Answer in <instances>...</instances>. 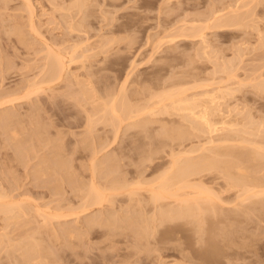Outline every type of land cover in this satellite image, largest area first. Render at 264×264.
Here are the masks:
<instances>
[{
  "label": "rangeland",
  "instance_id": "374dc122",
  "mask_svg": "<svg viewBox=\"0 0 264 264\" xmlns=\"http://www.w3.org/2000/svg\"><path fill=\"white\" fill-rule=\"evenodd\" d=\"M78 4L80 7L77 0H0V101L11 98L9 92L19 93V97L38 85L45 89L31 93L29 98L19 97L21 100L17 98L14 104L0 103V194L5 195L0 203L17 206L12 213L14 217L0 213V264H264L262 196H258L260 201L253 198L246 202L247 206L243 204L236 210L233 205H225L221 212L209 214L211 224L207 218L200 221L210 224L209 227L202 223L194 225L192 218L162 223L154 216L156 206L145 199L149 195L148 181L154 182L155 175L165 171L162 168L159 174H153V166L170 161L167 152L169 142L173 143L170 136L174 134L173 139L177 140L175 130L184 127L186 132L185 128H189L187 133L196 141H188L189 146L203 145L215 137L202 133L210 135L205 138L193 132L188 122L171 108L166 115L164 105L172 101L163 105L158 98L166 90L180 91L184 87L189 91L183 90L188 94L185 96L194 97L223 89L219 94L216 92L217 99L212 97L215 93L211 98L217 100L215 103L219 101L227 122L234 119L233 123H227L229 127L238 129L230 127L226 130L231 131L220 132L215 139L224 140L228 134L227 140L233 143L236 139L235 143H239L225 142L232 145L229 148L222 143L227 150L231 148L233 152L235 144L240 147L236 152L240 149L243 156L251 152L250 157L257 156L261 161L253 164L249 156L241 157L243 162L246 160L244 164L247 162L255 169L253 165L260 167L264 163V150L260 148L264 149V86H258L264 85V0H80ZM215 13L219 19L221 16L222 23L233 18V25L228 22L230 25L219 27V23L217 26L209 23L206 19ZM56 56L65 60L67 70L51 82L49 63ZM113 101L116 109L123 103L133 107V114L130 115V109L129 113L123 112L120 107L115 110L122 119L112 116L110 109L108 115L107 107L111 108ZM151 105L159 109L154 110L157 113L148 112ZM135 106L140 111L144 107L148 110H142L143 114ZM90 120L92 125L88 124ZM251 121L255 123L252 128L248 126ZM180 122L183 126H179ZM87 127L93 128L91 133ZM245 131H251L252 135ZM254 140L257 142L252 146L250 142ZM149 152L156 160L153 166L145 162ZM144 156L147 158L141 163ZM228 158L235 163L241 159L226 156L223 160ZM247 159L251 161L248 163ZM217 171L213 173H217L216 177L223 174ZM221 176L224 180V174ZM261 178L263 181L264 177ZM222 179L213 184L224 186ZM110 183L127 187L111 191ZM92 187L102 191L106 200L88 208L85 196L88 197ZM228 193L234 194L231 191L222 196ZM258 202L262 207L259 210L252 207ZM242 206L249 207L252 214ZM238 213L241 219L239 216L237 219ZM59 214L63 217H57ZM220 218L226 223L231 219V224L228 226L224 220L220 223ZM213 221L218 224L214 231ZM197 228L204 233L198 235ZM228 230L232 236L227 240L224 237L229 236ZM241 242L246 244L240 246ZM32 247L34 251L29 249ZM202 252L207 255L205 258Z\"/></svg>",
  "mask_w": 264,
  "mask_h": 264
},
{
  "label": "bare ground",
  "instance_id": "6f19581e",
  "mask_svg": "<svg viewBox=\"0 0 264 264\" xmlns=\"http://www.w3.org/2000/svg\"><path fill=\"white\" fill-rule=\"evenodd\" d=\"M78 3H80V0H77V6L78 5H80V4H78ZM76 6V5H75ZM76 6V7H77ZM78 7H80V6H78ZM31 9V8H30ZM214 15V16H213ZM217 14L215 13V14H212V15H210L211 17L209 18L208 16V19H206V20H209V23L211 22V23H214L215 24V26H217L218 25V23L220 24V26L219 27H224V26H228V25H230V24H232L231 22H233V21H231V20H233V18L231 19V20H227L230 24H228V22H226V20H224L225 21V23H222V21L220 22V19H221V16H220V19H219V16L217 17L216 16ZM213 16V17H212ZM238 17H240V16H238ZM238 17H237V20H238ZM236 18V17H235ZM222 20V19H221ZM236 20V21H237ZM223 21V22H224ZM217 24V25H216ZM233 25V24H232ZM50 67H49V69H48V73L50 72V74H49V78H50V81L53 79H55V78H61L65 73H66V70H67V63L65 62V60L64 59H62L61 57H58V56H56V57H52V60L50 61ZM223 68H225V67H223ZM228 69V68H227ZM227 69L226 70H224V72L225 71H227ZM222 70V71H223ZM46 75H47V73H46ZM48 76V75H47ZM3 78H4V76H2ZM2 78V79H3ZM1 79V80H2ZM46 81H48V80H46ZM50 81L49 82H46V83H50ZM1 82V81H0ZM2 82H4V81H2ZM51 82H53V81H51ZM45 83V82H44ZM0 84H2V83H0ZM262 84H260L259 83V85L258 86H260L259 88H261V87H263L264 85H262ZM41 85H38L37 87H34V89H29V91L27 90L23 95L24 96H20L21 95V93H20V95H19V97H22L23 99H24V97H28L29 98V96L31 95V93H32V95L33 94H35V93H38V91H41V90H45L44 88H42V87H40ZM30 88H33V86L32 87H30ZM192 88H194V87H192ZM264 88V87H263ZM262 88V89H263ZM178 89H180V88H178ZM188 88H186V90H185V88L183 87L182 89H180V91H177L176 89V92H175V90L174 89H172V90H166L164 93H162L161 95L162 96H160V97H158L160 100V103L161 104H165L164 102H166V101H172V103L171 102H168V103H166L165 105H164V112H165V114L166 113H168L169 114V112H170V108H171V111H173V110H175L176 112H178V114L180 115V117H181V119H183L184 121H186V122H188L187 124H189L191 127H190V129L192 128V130H193V132H195V133H201V135H202V133L203 134H206V133H208V134H210V135H215V137L213 136V137H210V135L208 136V137H210V139H208L207 140V142L205 141L204 143L205 144H203V145H195V143H194V145L192 144V145H190L189 146V144L187 143L188 141H190L189 143H191V140H193L191 137V135H190V133L188 134L187 133V129H189L188 127H187V129L185 128V130H186V132H184V127L182 128L183 130H175L176 128H174V130H175V132H176V137H175V139H177L176 141H174V134H172L171 136H170V140H172L173 141V143H171V142H169L170 143V146H168V148L170 147V149L168 150V154H169V156L168 157H170V161L168 162H166L165 161V163H158V164H155L154 166L152 165L153 163L152 162H154V161H156L155 160V158H153L152 156V154H151V156H149L150 155V152L148 153V155L147 156H149L148 158H147V156H144V157H142L140 160H142V159H146V161L145 162H149L152 166H153V168H152V171H153V174L155 173V172H158L157 174H159V172L160 171H164L163 172V174H161L160 173V176L159 175H155L156 177H154L155 178V180H154V182H152L151 183V181L149 180L148 182L150 183V189L148 190V196L147 197H145V199H146V201L147 202H149V203H152L153 205H155L156 207V210H155V212H156V214L154 215L155 217H159V221L160 222H164L165 220V222H168L167 220H169V221H172L173 222V220H180V219H184V221L186 220V219H188L189 221H190V218H192V223H194V220H195V222L196 223H194V225L195 224H197V223H202V222H204V221H202V222H200L202 219L203 220H205L204 218H210L211 216H209L208 217V215L210 214H217V212H221L222 211V209H224V206L225 205H233L234 206V210H236V209H238L241 205H243V204H245L246 205V202L247 201H249V200H253V198H258V196H262L263 198H264V180L263 181H261L260 179H262L261 178V176L262 177H264L263 175H264V173H262V174H260V171H263L264 169H260V167H261V165H262V167H264V163H260L261 165H260V167H258L259 165L258 164H256V166L255 165H253L254 167H255V169L254 168H252V167H249L250 165L248 164L247 165V162L244 164V162L246 161H244L243 162V159H246V158H248V156H249V159H251L252 157H250V155H251V152H249V153H247V151L249 150V149H247V151H245V153H247V155L246 156H243L244 155V152L242 151L241 152V150L239 149V151H240V154H242L241 156L239 155V151H238V149H237V152H238V155L237 154H235V153H237L236 152V148H240V147H237L236 145L239 143H235V141H236V139H235V141L233 142V143H235L234 144V146L236 147H233V149L235 148V150L233 151V149H232V151L233 152H231V148H230V150L228 149L227 150V148L226 147H228L229 148V145L230 146H232L233 145V143H231V141H229V138H228V140H227V136H228V134H227V136H226V139H219V140H216L215 138H217V137H220L218 134L220 133V132H223V134H224V131L226 130V129H228V128H230L231 127V129H232V127L233 126H230L229 127V125L227 124V123H233L234 122V119H233V122H231L232 121V119H231V117H229V119H231L230 120V122H227V120L225 119V117H223L224 116V114H223V116H222V110L220 109V103H219V101L218 102H216L215 103V101H217V100H215V101H213V99L215 98V96H216V92H217V94H219L222 90H221V88H220V90L217 88V90H216V92H214L213 91V94L215 93V95H213V94H209V92L207 91L206 93L205 92H200V93H202V94H198L197 92V94L199 95V96H195V94H194V97H188V96H185V95H188V94H186V92L184 93V91H188L187 90ZM184 90V91H183ZM192 90V89H191ZM261 90V89H260ZM223 92V91H222ZM128 93V92H127ZM126 93V94H127ZM188 93H189V91H188ZM210 93H212V92H210ZM8 94V93H7ZM11 94V95H10ZM12 94L13 95H17V96H12ZM19 94V93H18ZM18 94H14V93H11V92H9V94L8 95H10L11 96V98L8 96V95H6L7 96V98L9 97V99H7L6 101H5V99H2V100H4V101H0V103L1 104H3V105H7V104H9L10 102L12 103V102H15V100L16 101H18V99L19 100H21L19 97H18ZM25 94H26V96H25ZM129 94V93H128ZM128 94L126 95V98L127 99H129L128 97ZM123 95V94H122ZM184 95V96H183ZM207 95V96H206ZM213 95V96H212ZM6 96L4 95V97L6 98ZM128 96V97H127ZM201 96H204L205 98H210L209 100L208 99H204V97H201ZM211 96L212 97H214L213 99L211 98ZM4 97H2V98H4ZM217 97L218 96H216V99H217ZM18 98V99H17ZM220 98V97H219ZM120 99V98H119ZM118 99V100H119ZM212 99V100H211ZM9 100V101H8ZM122 100V99H121ZM119 101L118 103H120V102H122V101ZM116 101V100H115ZM125 101V100H124ZM123 101V102H124ZM129 100H127V104H130V102H128ZM3 102V103H2ZM5 102H7L6 104H5ZM114 102V101H113ZM117 102V101H116ZM1 104H0V106H1ZM12 104H14V103H12ZM114 104H115V102H114ZM114 104H112V106H111V108H110V106H108L106 109H107V111H106V113H108V115H110L111 113H112V116H114V115H116L115 117L117 118V119H119V118H121L120 117V114L119 115H117L118 114V112L116 111L117 109H119L120 107H122L121 108V110L123 111V110H127V112L129 111V109L131 110V108H133V107H131V108H129V107H127L128 105L126 104V103H123V105H119L118 106V108L116 109V104H115V106H113ZM122 104V103H121ZM155 104V103H154ZM156 104H157V102H156ZM158 104H159V102H158ZM168 104H169V106L170 107H168ZM2 105V106H3ZM127 105V106H126ZM132 105V104H131ZM152 106V105H151ZM151 106H149L150 108H151ZM158 107H160L161 108V105L159 106V105H157ZM113 107H115V108H113ZM136 107V106H135ZM154 107H156V106H154ZM163 107V106H162ZM128 108V109H127ZM149 108V109H150ZM222 108V107H221ZM111 110V113H110V110ZM116 109V110H115ZM147 108L146 107H144L142 110L144 111V110H146ZM158 109V108H157ZM157 109H155V108H153V106H152V108H151V111H149L148 109V112H152V110H153V114H155V113H157L156 111H155V113H154V110H157ZM173 109V110H172ZM120 110V109H119ZM118 110V111H119ZM134 109H132L131 110V114L130 115H132L133 114V111ZM136 111L137 110H139V109H137V107H136V109H135ZM141 110V111H142ZM147 110L145 111V112H147ZM159 110V109H158ZM157 110V111H158ZM3 111H7V109H5V110H3ZM140 111V110H139ZM140 111V112H141ZM142 111V113L144 114L145 112H143ZM161 111L163 112V109H161ZM123 112H125V111H123ZM160 112V111H159ZM117 113V114H116ZM129 113V112H128ZM136 113V112H135ZM141 113V114H142ZM246 113V112H245ZM9 114H11V113H9ZM8 114V115H9ZM124 115H125V113H123ZM160 114H162V113H160ZM178 114H176V116H179ZM244 113H242V115H243ZM7 115V116H8ZM137 115H140V113H138ZM167 115V114H166ZM175 115V114H174ZM239 115L241 116V114L239 113ZM4 116V115H3ZM6 116V115H5ZM4 116V117H5ZM121 116H122V114H121ZM169 116V115H168ZM171 116H172V113H171ZM238 116V115H237ZM250 115H246V117L248 118ZM1 117V116H0ZM4 117H2L3 119H4ZM8 117H10V116H8ZM7 117V118H8ZM106 117V120L109 118L107 115L105 116ZM108 117V118H107ZM119 117V118H118ZM123 117V116H122ZM130 117H132V116H129L128 118H130ZM228 117V116H227ZM6 118V120L8 121V119ZM12 118V117H11ZM111 118V117H110ZM126 118V117H125ZM234 118V117H233ZM251 118V117H250ZM115 119V118H114ZM122 119V118H121ZM229 119H228V121H229ZM246 119V118H245ZM253 119V118H252ZM251 119V120H252ZM120 120V119H119ZM124 120V119H123ZM122 120V121H123ZM182 120V121H183ZM238 120L241 122V119H239L238 118ZM243 120H244V118H243ZM242 120V124L244 123V121ZM248 120V119H247ZM1 121V120H0ZM9 121H10V119H9ZM13 121V120H12ZM11 121V122H12ZM149 121V120H148ZM249 121V120H248ZM252 121H254V120H252ZM252 121H251V123H249L250 125H248L249 127H251L252 128V126H253V124H255L254 122H253V124H252ZM6 121L4 120V123H5ZM109 122H111V120H109ZM9 123V122H8ZM7 123V124H8ZM92 122H91V120H90V123H88L89 125L91 124ZM113 123V122H112ZM114 123H116V121L114 122ZM119 123V122H118ZM117 123V124H118ZM121 123V122H120ZM140 123H142V122H139V124ZM183 123V122H182ZM236 123V122H235ZM237 123H238V121H237ZM236 123V125H240V124H237ZM245 123H246V121H245ZM257 123V122H256ZM10 124V123H9ZM134 124V123H133ZM136 124V123H135ZM135 124L132 126V127H134L135 126ZM148 124V123H147ZM146 123H145V125H147ZM248 124V123H247ZM251 124H252V126H251ZM258 124V123H257ZM261 124V123H260ZM92 125V124H91ZM115 125V124H114ZM141 125V124H140ZM140 125H138L137 124V126H140ZM183 126V124H181V122H180V125L179 126ZM220 125V127H218ZM227 125H228V127H227ZM233 125V124H232ZM235 125V124H234ZM245 125V124H244ZM244 125H243V129H244ZM259 125V124H258ZM262 125V124H261ZM7 126H9V125H7ZM88 126V125H87ZM143 126V125H142ZM175 126V125H174ZM178 126V125H177ZM185 126V125H184ZM188 126V125H187ZM222 126V127H221ZM227 128H226V127ZM144 127V126H143ZM147 127V126H146ZM173 127V126H172ZM236 127V126H235ZM262 127V126H261ZM91 128V127H90ZM89 128V129H90ZM179 128H181V127H179ZM234 128V127H233ZM247 128V127H246ZM246 128H245V130H246ZM254 129H256L257 128V131H259L260 130V128H259V130H258V127H253ZM87 129H88V127H87ZM88 129V131H90V133L92 132L91 130L93 129H90L89 130ZM143 129V128H142ZM164 129V128H163ZM165 129H169V127H165ZM234 129H236V128H234ZM233 129V130H234ZM238 129V128H237ZM236 129V130H237ZM240 129V128H239ZM242 129V128H241ZM240 129V130H241ZM191 130V131H192ZM236 130H234V131H236ZM240 130H239V133H240V135L241 136H243V134L244 133H242L243 131H241L240 132ZM247 130H250V128H248ZM252 130V129H251ZM120 131V130H119ZM117 132V135H115V140H116V137L117 136H119L118 135V133H120V132ZM167 131V130H166ZM172 131H173V129H172ZM226 131H231V130H226ZM257 131H256V133H257ZM170 132H171V130L169 131L168 130V136L170 135ZM174 132V133H175ZM192 132V133H193ZM248 132V131H247ZM246 131H245V134L247 133ZM251 132V131H250ZM250 132H248V133H250ZM163 134L164 133H166V132H162ZM191 133V134H192ZM225 133H227V132H225ZM231 133V132H230ZM233 133H235V132H233ZM242 133V134H241ZM253 134H255V130H254V132H252ZM251 134V133H250ZM166 135V134H165ZM193 136H194V134H192ZM195 135H197V134H195ZM218 135V136H217ZM232 135V134H231ZM235 135V137H236V134H234ZM249 135V134H248ZM252 135V134H251ZM198 137H199V135H197ZM202 136H204V135H202ZM206 136V135H205ZM204 136V137H205ZM222 136V135H221ZM241 136L239 137V138H241ZM250 136V135H249ZM248 136V137H249ZM166 137H167V135H166ZM196 137V136H195ZM207 137V136H206ZM205 137V138H206ZM207 137V138H208ZM225 136H223V138H224ZM231 137V136H230ZM237 137H238V133H237ZM252 137V136H251ZM257 137V136H256ZM258 137H259V135H258ZM118 138V137H117ZM194 138V137H193ZM197 138V137H196ZM199 138H201V136L199 137ZM222 138V137H221ZM243 138V137H242ZM260 138V137H259ZM167 139V138H166ZM202 139V138H201ZM231 139V138H230ZM233 139H234V136H233ZM238 139V138H237ZM247 138H245V142L247 141L246 140ZM251 138H249V140H250ZM255 139V138H254ZM169 140V139H168ZM232 140V139H231ZM253 140V139H252ZM255 140H257V139H255ZM255 140L254 141H251L250 142V144L253 146V145H256V142L258 141H256L255 142ZM263 140V139H262ZM261 140V141H262ZM193 141H195V140H193ZM198 141V140H197ZM204 141V140H203ZM228 141L232 144H226L225 142H227L228 143ZM233 141V140H232ZM261 141H259L260 143H262ZM196 142V141H195ZM258 142V143H259ZM193 143V142H192ZM199 143H200V141H199ZM199 143H197V144H199ZM226 144V145H228V146H226V147H224L223 146V144ZM247 143H249V142H247ZM247 143H246V145H247ZM164 144H167V143H164ZM164 144H162L161 146H163ZM201 144V143H200ZM243 144V143H242ZM167 145H169V144H167ZM209 145V146H208ZM244 145V144H243ZM262 145V144H261ZM165 146L166 145H164V148H165ZM240 146V145H239ZM160 147V146H159ZM158 147V148H159ZM246 146H244L243 148H245ZM251 147V146H250ZM249 147V148H250ZM263 147V146H262ZM262 147H260L262 150H264ZM163 148V147H162ZM248 148V147H247ZM253 148V147H252ZM256 148V147H255ZM156 149L157 148H155V151H156ZM241 149H242V147H241ZM254 149V148H253ZM259 149V148H258ZM242 150H244V149H242ZM257 149H255L254 150V152L256 151ZM262 150H260V151H262ZM158 151V150H157ZM165 151V150H164ZM170 151V152H169ZM160 152V151H159ZM158 152V153H159ZM153 153H154V151H153ZM264 153V152H263ZM263 153H261V154H263ZM145 155H146V153H144ZM144 154H142V155H144ZM156 153H154V155H155ZM250 154V155H249ZM252 154H253V152H252ZM255 154V153H254ZM257 154H260V152L259 153H257ZM256 154V155H257ZM159 155H160V153H159ZM256 155H254V156H256ZM157 156V155H156ZM228 157V156H234V157H242L241 159H240V162L239 161H237L238 163H235L233 160L235 159V158H230V159H233V160H230L229 158L226 160H223V158L224 157ZM253 156V157H254ZM245 157V158H244ZM260 157H262L261 155H260ZM48 158V157H47ZM157 158V157H156ZM264 158V157H263ZM45 159H46V157H45ZM111 160L113 159V158H110ZM161 159V158H160ZM144 160H142V161H140L141 163H143L144 162ZM158 160V159H157ZM162 160V159H161ZM160 160V161H161ZM229 160V161H228ZM248 160V159H247ZM251 160H254L253 161V164H254V162L255 163H259V162H261V161H259L260 159L258 158L257 159V156H256V158L255 159H251ZM250 160V161H251ZM43 162L42 163H44V159L42 160ZM114 161H115V159H114ZM249 160H248V163L250 162ZM257 161V162H256ZM49 162V161H48ZM45 163H47L46 162V160H45ZM102 163V162H101ZM100 163V164H101ZM103 163H104V161H103ZM113 163V162H112ZM148 163V164H149ZM157 163V162H156ZM96 164V163H95ZM95 164H94V166H95ZM114 164V163H113ZM115 164H116V161H115ZM41 165V164H40ZM43 165H45V164H43ZM141 165V164H140ZM143 165H146V163H144ZM149 166L150 168L152 167V166ZM258 165V166H257ZM93 166V167H94ZM111 166H113V165H111ZM166 166H167V168H166ZM98 166H97V164H96V166L94 167V168H97ZM100 167V166H99ZM113 167H115V165L113 166ZM144 167H146V166H144ZM149 167H147V168H149ZM261 167V168H262ZM50 167H48V169H49ZM146 168V169H147ZM163 168V169H162ZM164 168H166V169H164ZM256 168H259V169H256ZM43 169V168H42ZM52 169V168H51ZM51 169H49L50 171H51ZM162 169V170H161ZM149 170V169H148ZM217 170H219V172H222L223 174H224V180L221 178L222 176L221 175H223V174H221L219 177H216V174H214L213 175V173L216 171V172H218ZM40 171H41V169H40ZM95 171H97V169H95ZM100 171V170H99ZM98 171V172H99ZM253 172H257V174H260V175H257V176H255L256 174H254ZM259 172V173H258ZM152 174V175H153ZM156 174V173H155ZM219 174V173H218ZM252 174H254V175H252ZM209 175H213L212 177H209ZM260 176V177H259ZM153 177V176H152ZM256 177H259L260 179H256ZM62 179V178H61ZM217 179H222L224 182H222V183H224V184H222V185H224V186H222V187H220V185H218V183L216 182L215 184H213V182H215ZM264 179V178H263ZM218 180V182H220ZM117 181H118V179H117ZM116 181V183H118ZM147 181V180H146ZM115 183V182H114ZM114 183H110V184H113L112 185V187H108L109 189H111V191L112 190H114V191H117V190H121V189H124V188H126L127 186H125V185H123V184H114ZM121 183V182H120ZM148 183V184H149ZM211 184H213V185H216V186H219V188L220 189H217V188H215V187H213ZM220 184V183H219ZM128 185V184H127ZM263 187V188H262ZM225 191V192H231V191H233L234 192V194L232 193H228V195L229 194H231V195H227L226 197L224 196H222V193H225L224 191H222V189ZM259 188H261V190H257V189H259ZM89 189V188H88ZM108 189V190H109ZM263 189V190H262ZM86 192H88V191H86ZM102 192V191H101ZM100 192V190H98L96 187H92V188H90L89 189V192L87 193L88 194V197L87 196H85L86 197V200H88V202L86 203V201H85V203L87 204L86 206H89L88 208H90V206H95V205H101L102 203H103V201L104 200H106V198H105V196L102 194ZM86 194V195H87ZM1 195V194H0ZM4 194H2L1 196H0V201L1 200H4L5 199V195L3 196ZM88 198V199H87ZM259 199V198H258ZM257 200V199H256ZM263 199H261V201H262ZM255 201V200H254ZM254 201H252L253 203H254ZM259 201H260V199H259ZM252 202H249V203H252ZM263 202V201H262ZM84 203V202H83ZM259 203V202H258ZM256 204V203H255ZM245 205H243V206H245ZM247 205H248V203H247ZM246 205V206H247ZM263 205V204H262ZM86 206H84V207H86ZM242 206V207H243ZM251 205L249 204V207H250ZM255 206L256 207H258V210H259V206H260V203L258 204V205H252V207H254L255 208ZM14 207H16L17 208V206L15 205V204H1L0 203V213L2 212L3 214H6V216H7V214H12V213H14L13 212V210H14ZM84 207H83V209H84ZM241 207V208H242ZM249 207H246L247 208V210L248 211H250V208ZM261 207V206H260ZM15 208V209H16ZM88 208L86 209V211L88 210ZM225 208H226V206H225ZM228 208V207H227ZM245 207H243V209H244ZM246 208H245V210H246ZM249 208V209H248ZM262 208V207H261ZM260 208V209H261ZM252 209V208H251ZM225 210H226V212H225ZM224 211H223V213L225 212V213H227L228 211H227V209H225ZM240 210V209H239ZM254 210V209H253ZM252 210V211H253ZM84 211H85V209H84ZM231 212L233 211V210H230ZM263 210H261L260 212H262ZM237 212V211H236ZM259 212V213H260ZM264 212V211H263ZM225 213H224V215H225ZM241 213H243V210H241ZM246 213H247V215H249V212H247L246 211ZM250 213L252 214V212L250 211ZM75 214H78V213H75ZM75 214H73V215H75ZM222 214V213H221ZM234 214V213H233ZM239 214L240 213H238L237 214V219H238V216H239ZM243 214H245V213H243ZM251 214H250V217H251ZM256 214V213H255ZM13 215V214H12ZM60 215V216H59ZM59 215H57V217H61L62 215L61 214H59ZM72 215V214H71ZM228 215V214H227ZM232 215V214H231ZM235 215H236V213H235ZM235 215H232V217L233 216H235ZM242 215V214H241ZM64 216H66V215H64ZM215 216V215H214ZM217 216H219L220 217V213H218V215ZM229 216H230V214H229ZM260 216H262V215H260ZM13 217H14V215H13ZM63 217V216H62ZM129 216H127V218H128ZM224 217V216H223ZM228 217V216H227ZM240 217V219H241V216H239ZM244 217H245V215H244ZM264 217V216H263ZM8 218V217H7ZM10 218H12V216L10 217ZM9 218V219H10ZM126 218V220H128ZM129 218H131V217H129ZM195 218V219H194ZM216 218H218V217H216ZM226 218V217H225ZM231 218V217H230ZM233 218H235V217H233ZM8 219V220H9ZM153 219V218H152ZM156 219V218H155ZM199 220V222H198V220ZM212 219H213V217H212ZM236 219V218H235ZM236 219V220H237ZM158 220V219H157ZM209 220V219H208ZM224 220V218L221 220V218L219 219V222L220 221H223ZM229 220V219H228ZM227 220V221H228ZM129 221H131V220H129ZM189 221H187V222H189ZM210 222V224H211V219L209 220ZM230 221H231V219H230ZM230 221H228L229 223H230ZM238 221V220H237ZM241 221V220H240ZM128 222V221H127ZM207 222V221H206ZM218 222V221H217ZM218 222V223H219ZM224 222H225V224H228V226H229V223H226V221L224 220ZM224 222H220V223H224ZM213 223H215L214 221H213ZM219 223V224H220ZM238 223V222H237ZM236 223V224H237ZM147 224H148V222H147ZM200 224H198V226H200ZM210 224H209V226H210ZM231 224V223H230ZM232 224H234V223H232ZM236 224H235V226H233V225H231V226H233V227H236ZM194 225H192V226H194ZM202 225H206L205 223H202ZM202 225H201V227H202ZM216 225H218V224H216L215 223V226H214V224H212V226H211V228H212V230H213V228H216ZM239 225V224H238ZM129 226V225H128ZM132 225L130 224V227H131ZM148 226V225H147ZM181 226V225H180ZM197 226V227H198ZM206 226H208V223H207V225ZM208 226V227H209ZM214 226V227H213ZM220 226H221V224H220ZM220 226L219 227H217V228H219V229H221L220 228ZM226 226V225H225ZM149 227V226H148ZM195 227V226H194ZM200 227V228H201ZM232 227V228H233ZM178 228V227H177ZM180 228V227H179ZM178 228V229H179ZM199 228V229H200ZM229 228V227H228ZM231 228V227H230ZM130 229V228H129ZM173 229H175V228H173ZM177 229V230H178ZM181 229V228H180ZM198 228H197V230L198 231H200ZM203 229V228H202ZM209 229V228H208ZM226 229V228H225ZM148 230H149V228H148ZM182 230V229H181ZM180 230V231H181ZM196 230V231H197ZM215 230V229H214ZM213 230V231H214ZM217 230V229H216ZM224 230V229H223ZM227 230V229H226ZM226 230H224V231H226ZM145 231H147V230H145ZM156 231V230H155ZM169 231H171V230H169ZM175 232H176V229L174 230ZM179 231V230H178ZM204 231H205V229H204ZM211 231V230H210ZM210 231H208V232H210ZM222 231V230H221ZM221 231H219V233H221ZM229 231V230H228ZM227 231V234L228 233H230V231H231V229H230V231L228 232ZM239 231V230H238ZM148 232V231H147ZM147 232H146V234H147ZM150 232V231H149ZM201 232H203L202 230L200 231V233H198V235L199 234H201ZM212 232V231H211ZM217 232H218V230H217ZM236 232H237V228H236ZM171 233V232H170ZM178 233V232H177ZM181 233V232H180ZM204 233V232H203ZM215 233V232H214ZM218 233V234H219ZM238 234L240 233V232H237ZM172 234V233H171ZM206 234H207V232H206ZM217 234V233H216ZM216 234H214V235H216ZM221 234H223V233H221ZM224 234L227 236V234H226V232H224ZM232 234V233H231ZM234 234V233H233ZM236 234V233H235ZM168 235H169V233H168ZM175 235V234H174ZM208 235H210V234H208ZM220 235V234H219ZM229 236H227V237H224V238H227V240H228V237L230 238L231 236H230V234H228ZM240 235V234H239ZM176 236H177V234H176ZM212 236H213V234H212ZM211 236V238H212V241H214V239L213 238H215V237H212ZM221 236H223V235H221ZM236 236V235H235ZM173 237V236H172ZM201 237H203V236H201ZM205 237H206V235H205ZM208 237V236H207ZM241 237V236H240ZM210 238V237H209ZM233 238H235L234 236H233ZM238 238V237H237ZM179 239V238H178ZM199 239H200V237H199ZM203 239V238H202ZM202 239H201V242H202ZM207 239V238H206ZM216 239V238H215ZM217 239H218V237H217ZM241 239H242V237H241ZM177 240V239H176ZM204 240H205V238H204ZM219 240V239H218ZM226 240V239H225ZM230 241H231V239H229ZM207 241V240H206ZM209 241V240H208ZM210 241H211V239H210ZM217 241V240H216ZM222 241V240H221ZM220 240H219V242H221ZM232 241H234V239L232 240ZM242 241V240H241ZM200 242V243H201ZM215 242V241H214ZM213 242V243H214ZM226 243H227V241H225ZM225 242H223V243H225ZM240 242V241H239ZM216 243V242H215ZM214 243V244H215ZM228 243H229V241H228ZM230 243H232V242H230ZM237 243V242H236ZM242 243V242H241ZM211 244V243H210ZM213 244V245H214ZM217 244H219V243H217ZM216 244V245H217ZM220 244H222V243H220ZM246 244V243H245ZM245 244H241L240 246H243V245H245ZM226 245V244H225ZM32 246H33V244H32ZM207 246V245H206ZM218 246V245H217ZM224 246V245H223ZM238 246V245H237ZM239 246V247H240ZM253 246V245H252ZM29 247H31V245L29 246ZM35 247V246H34ZM34 247H32V248H29V249H31V250H33V248ZM212 247V246H211ZM220 247L222 248V246L220 245ZM219 247V248H220ZM226 248H227V245L225 246ZM231 247H233L232 249H234V246H232L231 245ZM45 248V247H44ZM48 248V247H47ZM207 248H209V247H207ZM206 248V249H207ZM216 247H214V249H215ZM252 248H254V247H252ZM35 249H38L37 247H35ZM205 249V248H204ZM203 249V250H204ZM212 249V248H211ZM228 249V248H227ZM231 249V248H230ZM232 249H231V251H232ZM237 249V248H236ZM244 249V248H243ZM46 250V249H45ZM226 250V249H225ZM225 250H223V251H225ZM258 250V249H257ZM27 251H29L28 249H27ZM26 251V252H27ZM34 251V250H33ZM44 251V250H43ZM206 251V250H205ZM216 251H217V249H216ZM215 251V252H216ZM227 251H229V250H227ZM226 251V252H227ZM35 252H38V250H36ZM45 252V251H44ZM209 252V251H208ZM218 252V251H217ZM236 252V251H235ZM28 253V255H26V256H29V252H27ZM34 253V252H33ZM51 253V252H50ZM232 253V252H231ZM237 253V252H236ZM31 254V253H30ZM52 254V253H51ZM202 254H204V252H202ZM211 254V253H210ZM213 254V253H212ZM226 253L224 252V255H225ZM32 255V254H31ZM214 255V254H213ZM221 255V254H220ZM230 255V254H229ZM205 256H207L206 254H204V258H205ZM209 256V255H208ZM217 256V255H216ZM199 257H202V256H199ZM211 257V256H210ZM207 258V257H206ZM199 259V258H198ZM200 261V260H199Z\"/></svg>",
  "mask_w": 264,
  "mask_h": 264
}]
</instances>
